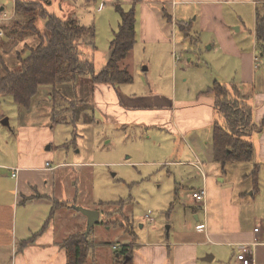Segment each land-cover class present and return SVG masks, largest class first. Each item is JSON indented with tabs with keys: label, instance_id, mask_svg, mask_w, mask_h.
<instances>
[{
	"label": "rangeland",
	"instance_id": "rangeland-1",
	"mask_svg": "<svg viewBox=\"0 0 264 264\" xmlns=\"http://www.w3.org/2000/svg\"><path fill=\"white\" fill-rule=\"evenodd\" d=\"M39 1L47 11L55 13L67 23L93 27V39L81 41L79 51L81 57L93 59L92 72L98 73L106 63L109 43L120 21L116 7L102 2L104 6L98 11L101 0ZM1 7L0 24L3 23V12L13 8V1L0 0ZM225 7L228 16H232L230 20L241 27L232 36L234 42L245 51H252L254 8L238 4H227ZM257 7L260 12L263 11L262 5ZM36 25L40 31L44 20L38 19ZM4 28L0 25V57L11 70L17 71L19 63L15 59V50L21 48L22 44L6 47L11 37ZM193 33L189 36L179 34L174 38L178 44L175 51L181 56V61L174 56L173 64L169 63L165 55L161 66L151 65L150 50L143 51L142 46L130 52L120 63L133 78L128 87L133 92L151 93L152 90L166 95L174 94L176 98L182 93H193L205 84L203 74L224 75L217 66L219 56L216 47L210 49L208 45L215 42L220 43L221 48H230L229 40L217 36L211 38L210 34L204 32ZM27 41L32 43L36 40L28 37ZM169 51L167 55L170 57ZM255 53L262 61L260 67H264V41L257 45ZM188 57L192 58L189 66L186 62ZM147 64L150 69L142 70ZM228 75L231 76V72ZM141 77L148 80L147 88H144ZM212 79H209L208 85L212 84ZM231 83L234 82L228 81L226 84ZM94 86L91 72L69 76L59 85L60 98L48 99L52 89L39 88L41 90L32 97L29 108L21 107L10 94H0V159L14 162L18 153L20 128L24 127L21 141L26 140L30 127L48 132L49 135L47 133L43 137L47 138L46 141L36 143L34 155L39 158L41 154L42 164L48 162L49 167L41 171L21 172V179L25 178L24 175L29 178L27 192H24V186L20 189L22 195L36 187L46 193L51 207L53 204L57 207L58 211L51 219L54 240L65 239L71 233L74 235L75 230V235L82 231L86 220L74 210V205L98 210L99 221L85 236V240L91 244L86 264H120L123 259L116 257V251H121V244H130L131 254H135L143 242H171L188 238L190 230L203 221L202 205L195 203L191 195V191H199L203 183L199 170L192 166L154 164L163 158H193L184 151L178 136L171 137L164 131L160 134L158 128H147L140 124L122 125L121 122L109 120L94 108ZM256 88L261 90L264 87L258 84ZM231 93L235 94V91ZM214 118L216 121L209 130H200L203 136L210 137V148L204 145L206 148L196 153L205 164L202 167L207 173L204 186L213 203L208 211L209 217L221 221V202L224 203L221 195L232 193L231 198L243 206L242 219H246L247 223L252 221L253 216L257 217L264 228V164L258 165L256 169L254 167V163L259 162L256 160L257 144L253 146L252 161L217 162L213 155V127L215 123L222 125L223 119L218 113H215ZM5 119L8 125L3 123ZM28 152L20 147L18 158L22 159L24 153ZM30 184L32 187H29ZM10 185L12 187V182ZM7 187L8 183L5 189ZM192 211L200 216L199 221L191 215ZM210 248L214 251L209 253L216 254V258L203 264H237L236 247ZM257 259L259 264H264V253L255 257Z\"/></svg>",
	"mask_w": 264,
	"mask_h": 264
},
{
	"label": "crops",
	"instance_id": "crops-1",
	"mask_svg": "<svg viewBox=\"0 0 264 264\" xmlns=\"http://www.w3.org/2000/svg\"><path fill=\"white\" fill-rule=\"evenodd\" d=\"M12 1L13 8L3 12V22L13 15L16 0ZM102 2H108L112 6L120 4L126 10L134 9L135 44L130 52H133L134 49L137 50L138 46H142L143 51L150 50V57H148L151 65L161 66L165 55L169 63L173 64L174 54L178 56L175 51L178 44L174 38L179 34L189 36L192 31L195 32L193 34L208 33L211 38L225 37L229 40L228 43L231 47L221 48L220 43L215 42L208 45L210 49L216 47V53L219 56L217 66L224 73V75H210L213 78L211 85L207 84L211 79L210 76L203 74L202 79L205 84L196 88L193 93L190 92L188 95L182 93L175 98L174 94L166 95L152 90L151 93H149L150 91L147 93L133 92L134 90L128 87L133 82V78L130 82L117 84L95 83L94 96H96L92 97L94 108L101 111L109 120L121 122L122 125L140 124L147 128L148 126L158 128L160 134L164 131L171 137L178 136L184 151L189 152L193 158L176 160L163 158L155 161L154 164L169 165L172 163L192 166L197 171L199 170L202 177L203 186L199 190L205 189L204 180L207 178V173L202 167L204 163L196 153L202 152L204 145L210 148L208 146L210 137L203 136L200 130L202 128L210 129V126L216 121L215 113L220 114L214 105V94L208 91L214 82H220L231 90L235 88L233 96L247 97L246 102L251 111L252 130L246 138L253 144L252 146L257 144L255 147L257 149L256 160L259 162L254 164H264V88L261 90L256 88L258 84L264 87V67H260L262 61L255 53L257 45L263 42L257 40L256 20L257 16H264V0H101L97 7L98 11L104 6H102ZM227 4L251 5L254 8L252 51H245L234 42L232 36H234V32L240 31L241 27L236 26L234 20H230L232 16H228L225 7ZM258 5H262V12L259 11ZM0 9L2 10L3 7ZM194 23H196L195 28L193 27ZM168 51L170 57L167 55ZM191 59L188 57L186 60L188 66L192 64ZM178 60L181 61L180 55ZM149 69L150 65L147 64L142 70ZM230 72L231 76L228 75ZM140 79L144 81V88H147L148 80L143 77ZM158 79L161 78L158 77ZM183 80L185 81V79ZM228 81L234 83L228 85L226 84ZM42 88L46 90L47 87ZM48 99L52 100V97H48ZM5 121L6 123H4ZM5 121L3 123L8 125L7 119ZM23 129L24 127L20 128L18 153L14 162L0 159V251L3 253L0 256V264H7V260H9V264H66L68 253L62 243L68 237L54 240L52 234L51 219L58 211L57 207L51 211L52 205L46 193L39 191L36 187H33L34 189H31L26 195H22L20 190L24 186L26 193L29 182L28 175H24L25 178L21 179V172L41 171L49 167L46 164L48 162H45V165L42 164L41 154L39 158L34 155L36 143L46 141L47 138L43 139V137L48 132L30 127L26 140L21 141ZM37 138L38 140H36ZM20 147L29 151L24 153L22 159L18 158ZM13 168H18L16 176H12ZM6 183H8V187L5 189ZM29 187H32V184ZM194 191L197 190L193 189L191 193ZM231 197L232 193L221 195L224 202H221L222 218L221 221H214L209 217L208 212L210 205L213 204L212 199L210 200L205 189L203 203L193 199L195 203L202 205L203 221L197 223L190 233L188 232V238L175 239L171 242L164 240L143 242L139 252L132 254L130 264H203L202 262H210L216 258V254L209 253V251H214L210 248L211 246L221 248L233 246L237 248L238 253L239 249L244 247L243 244L252 242H256L253 246L255 254L253 264H259L255 257L264 253V228L259 223L260 219L254 216L251 222L246 223V219L243 220L241 216V207L243 206ZM191 215L196 221L200 220L196 211H192ZM79 220L82 221V217ZM85 224L86 222L81 227L83 228L81 232L84 231ZM199 224H202V227H198ZM75 231L77 233V230ZM71 235L73 234H69V236ZM30 238L32 239L25 244V240ZM89 245L91 247V244ZM205 256L209 260H205ZM128 258L126 257V259ZM235 261L237 264H242L237 259ZM86 262L87 256L84 264Z\"/></svg>",
	"mask_w": 264,
	"mask_h": 264
},
{
	"label": "trees",
	"instance_id": "trees-1",
	"mask_svg": "<svg viewBox=\"0 0 264 264\" xmlns=\"http://www.w3.org/2000/svg\"><path fill=\"white\" fill-rule=\"evenodd\" d=\"M115 7L120 21L109 43L104 67L98 73H93V59L81 57L79 51L81 41L93 39V27L67 23L60 16L47 11L39 0H16L13 15L1 25L11 37L6 47L22 44L21 48L15 50L19 69L11 70L0 57V94H10L21 107L29 108L39 88L50 87L52 91L49 97L60 98L59 85L69 76L87 71L92 73L94 84L130 82V73L120 63L135 44V13L133 8L126 10L120 4ZM38 19L44 20L40 31L36 25ZM256 34L257 40L264 41V16H257ZM28 37L36 41L30 43ZM232 90L236 91L235 88ZM232 90L220 82H214L208 89L214 94L215 108L224 119L222 125L215 123L213 127V155L222 164L226 161H252L254 155L253 146L246 138L252 130L247 97H235ZM52 107L55 109L54 105ZM254 167L258 168V164ZM54 208L53 205L52 210ZM75 234L62 243L68 253L66 264H84L90 247L83 232ZM31 239L25 240V244ZM126 256L129 258L126 259ZM131 256L130 244H122L121 251H116V257L123 259L119 261L120 264H130Z\"/></svg>",
	"mask_w": 264,
	"mask_h": 264
},
{
	"label": "built area",
	"instance_id": "built-area-1",
	"mask_svg": "<svg viewBox=\"0 0 264 264\" xmlns=\"http://www.w3.org/2000/svg\"><path fill=\"white\" fill-rule=\"evenodd\" d=\"M175 58H178L176 54H174ZM198 163V162H197ZM47 166L49 165L46 163ZM18 171V168H13L12 176H16V173ZM192 198L197 201L203 203L205 200V189L202 188L199 191L192 192ZM198 227H202V224H199ZM256 244V242L243 244L244 247H241L236 254V259L240 261L242 264H253V256H254V250L253 246ZM115 248V246H113Z\"/></svg>",
	"mask_w": 264,
	"mask_h": 264
},
{
	"label": "water",
	"instance_id": "water-1",
	"mask_svg": "<svg viewBox=\"0 0 264 264\" xmlns=\"http://www.w3.org/2000/svg\"><path fill=\"white\" fill-rule=\"evenodd\" d=\"M4 123H6V121ZM73 208L79 211L80 213H82L86 217V228L84 231V236H87L92 226L99 221V211L95 209H90L75 205L73 206ZM204 259L209 260L207 256H205Z\"/></svg>",
	"mask_w": 264,
	"mask_h": 264
}]
</instances>
